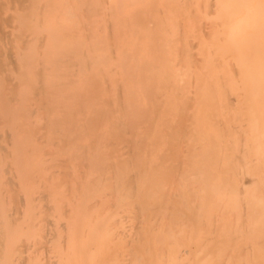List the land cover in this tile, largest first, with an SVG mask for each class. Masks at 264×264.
<instances>
[{"label":"bare ground","instance_id":"bare-ground-1","mask_svg":"<svg viewBox=\"0 0 264 264\" xmlns=\"http://www.w3.org/2000/svg\"><path fill=\"white\" fill-rule=\"evenodd\" d=\"M0 264H264V0H0Z\"/></svg>","mask_w":264,"mask_h":264}]
</instances>
